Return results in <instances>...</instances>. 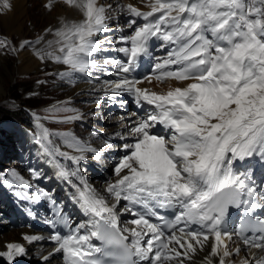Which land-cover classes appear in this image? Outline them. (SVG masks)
I'll return each instance as SVG.
<instances>
[{
  "label": "snow or ice",
  "instance_id": "6c2138e0",
  "mask_svg": "<svg viewBox=\"0 0 264 264\" xmlns=\"http://www.w3.org/2000/svg\"><path fill=\"white\" fill-rule=\"evenodd\" d=\"M56 6L67 15L41 34L0 38L4 57L31 50L42 64L63 66L62 84L83 80L96 109L68 98L33 113L36 158L51 175L32 166L30 178L15 168L0 173V189L48 206L44 228L21 236L49 243L41 264H195L201 253L200 264H264V0L43 5ZM11 10V0H0V15ZM105 108L111 134L93 128L83 138L44 123L84 124ZM90 161L108 163L99 187L84 167ZM49 179L71 190L80 222L39 184ZM242 250L247 257L235 261ZM27 255L18 241L0 250L5 264Z\"/></svg>",
  "mask_w": 264,
  "mask_h": 264
},
{
  "label": "rangeland",
  "instance_id": "374dc122",
  "mask_svg": "<svg viewBox=\"0 0 264 264\" xmlns=\"http://www.w3.org/2000/svg\"><path fill=\"white\" fill-rule=\"evenodd\" d=\"M12 1L15 2L17 0ZM21 3L24 4L23 7L27 10L28 14L23 16L21 29H15L10 32V36H8L9 33H6L3 28H0V38L6 37L16 43L20 39L34 38L44 27L48 24L51 25L54 22L55 15H50L53 11H48L46 13L43 9L44 4L42 0H21ZM23 7L18 10L19 13L22 11ZM48 17L49 20H45ZM30 52L31 51L28 53L31 54ZM1 56L3 55L0 54V57ZM32 57L37 60V63L39 64L37 74L30 71L28 75L27 73L22 75L16 74L13 75L12 78H9L8 74L5 73L6 71L4 70V72L0 68V74L3 76L5 84L4 88L6 91L4 97L0 98V173L9 168H15L24 177L27 176L24 167L29 161L30 147L28 148L29 151L26 152L24 146L29 143L36 149L31 136L32 131H34V125L30 112H36V114L44 116L46 114V108L57 101L68 98H71L72 105L78 107L81 111L84 110L87 112L89 109L96 110L95 105L90 103L91 98L84 99L81 97L80 92L75 90L73 85L62 84L57 76V71L63 66L49 63V66L44 65V68H42V63L39 62L35 56L32 55ZM5 59L9 70L16 67V58L7 56ZM38 80L45 81V83L38 84ZM75 97L81 98L75 99ZM129 108L130 105L128 106V109ZM97 111L99 112V116L91 118L84 124H81L80 122L59 124L49 121H44V123L47 127L53 130H73L77 135L82 136L83 138H87L89 131L93 128L98 129L101 134L107 133V129L113 127L114 121L107 118L109 113L106 108ZM113 114L119 115L120 113L116 109H113ZM13 117L17 119H14ZM101 129H103V131ZM21 157L24 158V163L21 162ZM39 163L40 161H38L37 164ZM99 167L100 166L95 164V172H92V174L97 175V173H99ZM2 212L3 210H1L0 204V237L7 233L9 229L11 231H20L23 229L11 228L3 218ZM0 264H3V262L0 261Z\"/></svg>",
  "mask_w": 264,
  "mask_h": 264
},
{
  "label": "bare ground",
  "instance_id": "6f19581e",
  "mask_svg": "<svg viewBox=\"0 0 264 264\" xmlns=\"http://www.w3.org/2000/svg\"><path fill=\"white\" fill-rule=\"evenodd\" d=\"M42 1H43V4L46 2V0H42ZM11 4H12V10L7 12V14H5V15H0V28H3L6 31V33H9L8 36H10V32L14 31L15 29H21V27H22L21 21L23 19V16L28 15L27 10L23 7L24 4L21 3V0H17L15 2L12 1ZM22 7H23V9L19 13L18 10L21 9ZM43 9L45 10L46 13L48 12V10H46L44 7H43ZM51 11H53V12L50 15H53V14L55 15L54 22L51 25L48 24L38 34H41L45 28H48V27L55 25L60 16L67 15L65 9L61 6H56ZM69 18L75 19L76 16H75V14H72L69 16ZM45 20H49V17ZM38 34H36V35H38ZM21 40L22 39L18 40L17 43H19V41H21ZM29 51H31V50H29ZM29 51H26L27 53L22 52L20 54L19 58L17 59V65H16V67L12 68V70H9L7 68V65H6L7 62L5 59L6 57L1 56L0 57V68H1V70H3V71L5 70L6 72L5 71L4 72L8 74L9 78H12L13 75H16V74L22 75L24 73H27V75H28V73L30 71L32 73L34 72L35 74H37V70L39 68L38 67L39 64L37 63L38 61L33 59L32 54L28 53ZM48 64H41V67L44 68V65H48ZM106 78H107V76L101 75V80L106 79ZM113 78H115V77H113ZM4 86H5V84H4L3 76L0 74V98L4 97V95L6 93ZM74 88H75V90L80 92L82 98H84V99H87V98L92 99L93 98L92 96L87 95V93L90 91V89H89V86L87 84L82 82V80L79 81V83L76 84L74 86ZM75 90H74V92H75ZM82 93H84V94H82ZM81 97H75V99H78ZM72 106L76 107L74 105H72ZM76 108H78V107H76ZM30 113L32 116V114L34 112H30ZM101 130L103 131V129H101ZM107 130H108L107 133L111 134L115 129H114V127H110ZM96 143H97V145L99 144L98 141ZM95 164H96V162H94V161L86 162L84 164V167L87 169L88 176H89V179L91 180V182L94 185L99 187L100 185L103 184V181L105 179H107L109 176V172L107 171L108 163L106 162L103 165H99L100 169H99V173H97V175L92 174V171H90L87 167L88 165H92L94 167ZM33 167H34V164H33ZM127 218H128L127 216L123 217V219H127ZM35 232H40V231H34V230L27 229V228H23L20 231H13V230L11 231L9 229L7 233L3 234L0 237V250H3V245L8 243V242H17L18 241V242L24 243L27 247L28 255L26 257H23V258H18L17 261L15 262V264H41L40 259H39L40 255H41V253L46 254L47 250L50 247L49 243L47 241H43V242L34 243L32 245H27L26 242H24L21 239L22 234H24V233L32 234ZM235 246H236V244L230 245V247H235ZM246 257H247L246 250H242L241 253L234 259H235V261L238 262L240 259L246 258ZM202 258H203V253H201L200 256L195 260V264H200V259H202ZM0 261L3 262V264H5L4 261H2V260H0ZM52 264H59V262H58V260H53Z\"/></svg>",
  "mask_w": 264,
  "mask_h": 264
},
{
  "label": "trees",
  "instance_id": "16d2710c",
  "mask_svg": "<svg viewBox=\"0 0 264 264\" xmlns=\"http://www.w3.org/2000/svg\"><path fill=\"white\" fill-rule=\"evenodd\" d=\"M14 119H17V118H15V117H13Z\"/></svg>",
  "mask_w": 264,
  "mask_h": 264
}]
</instances>
